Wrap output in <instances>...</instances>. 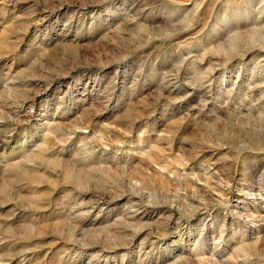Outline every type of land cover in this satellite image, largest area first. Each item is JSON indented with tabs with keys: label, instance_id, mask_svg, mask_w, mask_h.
<instances>
[{
	"label": "rangeland",
	"instance_id": "obj_1",
	"mask_svg": "<svg viewBox=\"0 0 264 264\" xmlns=\"http://www.w3.org/2000/svg\"><path fill=\"white\" fill-rule=\"evenodd\" d=\"M0 264H264V0H0Z\"/></svg>",
	"mask_w": 264,
	"mask_h": 264
}]
</instances>
